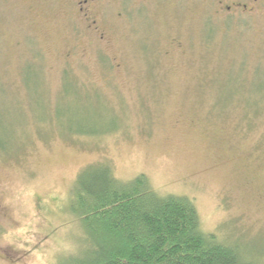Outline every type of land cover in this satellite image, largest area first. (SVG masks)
<instances>
[{
  "label": "rangeland",
  "instance_id": "374dc122",
  "mask_svg": "<svg viewBox=\"0 0 264 264\" xmlns=\"http://www.w3.org/2000/svg\"><path fill=\"white\" fill-rule=\"evenodd\" d=\"M210 2L86 20L0 0V264L79 252L72 193L94 166L188 199L204 234L264 264V5L231 21Z\"/></svg>",
  "mask_w": 264,
  "mask_h": 264
},
{
  "label": "trees",
  "instance_id": "16d2710c",
  "mask_svg": "<svg viewBox=\"0 0 264 264\" xmlns=\"http://www.w3.org/2000/svg\"><path fill=\"white\" fill-rule=\"evenodd\" d=\"M72 194L85 240L57 264H259L204 234L191 201L160 197L144 176L123 183L108 166L89 167Z\"/></svg>",
  "mask_w": 264,
  "mask_h": 264
},
{
  "label": "flooded vegetation",
  "instance_id": "af4514ba",
  "mask_svg": "<svg viewBox=\"0 0 264 264\" xmlns=\"http://www.w3.org/2000/svg\"><path fill=\"white\" fill-rule=\"evenodd\" d=\"M80 17L88 20L94 18L105 7L118 4L124 7L146 6L151 0H66ZM215 11L226 20L243 21L256 15L262 9L264 0H211ZM94 24L97 23L95 20Z\"/></svg>",
  "mask_w": 264,
  "mask_h": 264
}]
</instances>
